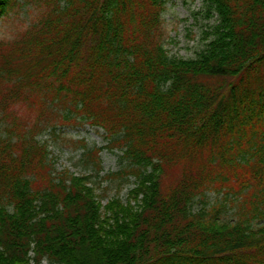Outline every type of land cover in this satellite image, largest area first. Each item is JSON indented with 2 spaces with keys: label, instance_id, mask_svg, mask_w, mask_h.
<instances>
[{
  "label": "trees",
  "instance_id": "obj_1",
  "mask_svg": "<svg viewBox=\"0 0 264 264\" xmlns=\"http://www.w3.org/2000/svg\"><path fill=\"white\" fill-rule=\"evenodd\" d=\"M166 1L38 0L0 39V264H264V0H203L217 23L191 58L164 47ZM80 121L121 149L104 177L133 175L125 200L53 174L36 135ZM220 189L229 216L204 204Z\"/></svg>",
  "mask_w": 264,
  "mask_h": 264
},
{
  "label": "rangeland",
  "instance_id": "obj_2",
  "mask_svg": "<svg viewBox=\"0 0 264 264\" xmlns=\"http://www.w3.org/2000/svg\"><path fill=\"white\" fill-rule=\"evenodd\" d=\"M32 3L34 2L26 4L27 9L23 13L21 12L18 18L17 16H10L9 19L0 21V37L13 36L27 21L34 19L36 8L35 4ZM201 7L202 0H170L165 4L163 28L165 37L168 40L166 47L170 54H176L186 58L194 56L202 38L201 30L205 26L213 23V18L204 19L201 15L196 20L192 12L199 10ZM103 133L100 128L84 123L79 124L77 127L72 126L59 130V134L61 135L60 139L54 140L48 132L39 138L46 140L49 144L48 148L51 150V154L56 155V163L54 165L56 170H60L62 167H68L71 171L81 173L84 171L88 172V170L86 167L83 169L79 159V151L83 148L79 145L78 141L74 142V140L83 139L87 148L102 147L106 143ZM99 154L103 173L108 170H118L121 165L125 164V162H119L117 154L109 152L107 149L100 150ZM127 176L130 177L129 175ZM133 179V177H130L128 179L129 181H123V176L103 179L97 190L98 192H102L103 188H106L105 196L103 197L105 199L102 202L104 203L106 201V196L115 194L117 190L119 191V195L124 197L127 190L131 187ZM229 198H232V196L228 194L226 197L221 189L219 191L209 190L205 193L204 201L206 202L204 204L207 206L220 204V211L225 216H228L232 211L231 205L228 203ZM200 206L201 204L196 201L193 203L192 209L196 210ZM29 264H32V262Z\"/></svg>",
  "mask_w": 264,
  "mask_h": 264
}]
</instances>
